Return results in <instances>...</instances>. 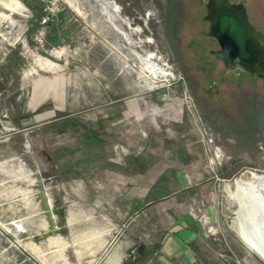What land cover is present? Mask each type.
I'll list each match as a JSON object with an SVG mask.
<instances>
[{
	"label": "rangeland",
	"instance_id": "rangeland-1",
	"mask_svg": "<svg viewBox=\"0 0 264 264\" xmlns=\"http://www.w3.org/2000/svg\"><path fill=\"white\" fill-rule=\"evenodd\" d=\"M247 5L264 37V0ZM202 16L199 0H0V264H85L103 207L79 189L113 169L126 182L144 157L118 153L160 133L202 138L195 212L230 263L264 264V85L224 76Z\"/></svg>",
	"mask_w": 264,
	"mask_h": 264
},
{
	"label": "crops",
	"instance_id": "crops-1",
	"mask_svg": "<svg viewBox=\"0 0 264 264\" xmlns=\"http://www.w3.org/2000/svg\"><path fill=\"white\" fill-rule=\"evenodd\" d=\"M48 36H54L51 29ZM37 86L43 90L37 103L42 107L48 103L51 86L47 82ZM154 135L139 144L127 142L126 152L118 153L144 157L139 171L127 164L122 172L126 182H120L121 171L113 169L97 177L95 189H79L99 194L103 207L91 220L93 231L79 237L85 264H232L215 249L203 216L195 212L209 204L200 200V183L210 173L204 141L198 136L185 146L180 137ZM190 186L195 189L188 193ZM120 231L122 235L113 241Z\"/></svg>",
	"mask_w": 264,
	"mask_h": 264
},
{
	"label": "flooded vegetation",
	"instance_id": "flooded-vegetation-1",
	"mask_svg": "<svg viewBox=\"0 0 264 264\" xmlns=\"http://www.w3.org/2000/svg\"><path fill=\"white\" fill-rule=\"evenodd\" d=\"M247 2L248 0H199V4L204 13V16L201 18L202 25L207 26V30H203L202 34L208 37V39L214 44L213 49H211V54L215 58H217L216 52L222 51L224 47H226L227 52H230L227 42H223L221 33L216 30L219 14H232L233 11L231 12V8H234L238 13L239 7H244L247 15ZM228 8L230 9L229 11H227ZM247 21L249 23L248 15ZM249 27L252 31L249 40L255 43L260 52L264 54V42H261V40L258 39V37H261V39L264 40L263 35L256 30L257 28L250 25V23ZM225 58L226 61L217 58L225 67L224 76L227 75V78L230 79L234 77L240 79V77L248 76L254 80H260L264 85V69L260 67V65H256L258 63L255 64L254 59H241L237 55L232 56V54L231 56H225Z\"/></svg>",
	"mask_w": 264,
	"mask_h": 264
},
{
	"label": "water",
	"instance_id": "water-1",
	"mask_svg": "<svg viewBox=\"0 0 264 264\" xmlns=\"http://www.w3.org/2000/svg\"><path fill=\"white\" fill-rule=\"evenodd\" d=\"M229 10L228 8L227 11ZM231 12L232 14H219L216 27V30L223 37V42H227L231 53L227 52L226 47H224L222 51L216 52L217 58L226 61L225 56L237 55L241 59H254L255 64L258 63L256 65H260L264 69V54L260 52L255 43L249 40L252 31L247 21L245 8L239 7L238 13L234 8H231ZM258 39L264 42L261 37Z\"/></svg>",
	"mask_w": 264,
	"mask_h": 264
},
{
	"label": "built area",
	"instance_id": "built-area-1",
	"mask_svg": "<svg viewBox=\"0 0 264 264\" xmlns=\"http://www.w3.org/2000/svg\"><path fill=\"white\" fill-rule=\"evenodd\" d=\"M51 21V16L47 15L44 19L42 24L43 25H48ZM46 37H47V32L46 31H39L36 35V41L40 45H44L46 43Z\"/></svg>",
	"mask_w": 264,
	"mask_h": 264
},
{
	"label": "bare ground",
	"instance_id": "bare-ground-1",
	"mask_svg": "<svg viewBox=\"0 0 264 264\" xmlns=\"http://www.w3.org/2000/svg\"><path fill=\"white\" fill-rule=\"evenodd\" d=\"M239 188V187H238ZM240 200H241V198H240ZM243 210H245V208L243 209ZM242 210V211H243ZM246 213H245V211H243V212H239L238 213V215H237V217L239 218V220H238V222H242V219H241V216L242 215H245ZM247 230L244 228V227H242V229H241V236L244 234L245 236H247V232H246ZM263 244V243H262ZM250 245H248V247H249ZM249 249L251 250V248L249 247ZM260 251H261V253H263V257H264V246L263 245H260L259 246V248H258ZM254 250V249H253ZM260 251H259V253H260ZM258 253V252H257ZM262 257V256H261ZM263 259V258H262Z\"/></svg>",
	"mask_w": 264,
	"mask_h": 264
}]
</instances>
